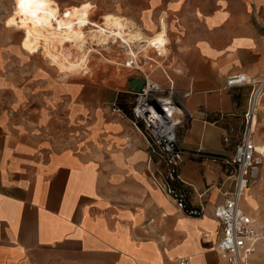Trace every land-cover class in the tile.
Wrapping results in <instances>:
<instances>
[{"label": "crops", "instance_id": "crops-1", "mask_svg": "<svg viewBox=\"0 0 264 264\" xmlns=\"http://www.w3.org/2000/svg\"><path fill=\"white\" fill-rule=\"evenodd\" d=\"M119 1L120 14L146 35L166 23L167 65L151 77L192 117L178 129L180 145L203 154L178 170L201 216L181 214L153 177L141 126L114 106L132 93L78 90L52 68L24 61L0 24V264L219 261L212 213L233 188L226 162L251 93V85L226 80L264 77V0ZM258 105L253 139L264 144V93ZM256 180L240 208L264 227L253 214ZM248 261L264 264L260 246Z\"/></svg>", "mask_w": 264, "mask_h": 264}, {"label": "built area", "instance_id": "built-area-1", "mask_svg": "<svg viewBox=\"0 0 264 264\" xmlns=\"http://www.w3.org/2000/svg\"><path fill=\"white\" fill-rule=\"evenodd\" d=\"M126 66L139 69L132 55L128 57ZM143 77L144 84L134 94L130 108L131 123L135 127L141 124L147 154L154 168L153 177L160 181L165 195L184 216L199 217L201 208L188 204V185L181 180L178 170L186 158H199L203 154L183 149L180 145L178 129L184 128L192 117L184 107L174 102L175 92L172 89L163 91L156 82ZM244 84L251 85V93L242 116L240 139L226 162L233 168V188L212 213L221 230L216 243L217 264H248L258 246L264 251V227L255 225L254 219L240 208L241 197L251 182L257 179L264 158V144H256L253 139L258 104L264 93V77L256 80L244 74L229 76L226 80L227 87ZM223 142H228L227 137L223 138ZM175 264L188 262L179 258Z\"/></svg>", "mask_w": 264, "mask_h": 264}, {"label": "rangeland", "instance_id": "rangeland-1", "mask_svg": "<svg viewBox=\"0 0 264 264\" xmlns=\"http://www.w3.org/2000/svg\"><path fill=\"white\" fill-rule=\"evenodd\" d=\"M43 1L46 0H0V24L2 27H7L8 33L17 39V43H20L19 48L25 54L24 61L27 60L28 62L29 60L31 64L34 63L47 66L48 68H52V70H54V72L58 74V70H56L54 66H51L49 61L45 57H43V55L28 54L22 44L24 28L23 25H21L20 23L21 15L27 10L28 6L32 4H40ZM50 1L55 3L61 10H65L66 8H72L75 9L81 16L86 14L89 21L93 23H100L101 18L105 15H113L117 18L128 19L126 16L120 14L122 4L119 0ZM133 24L134 26L130 25L127 29L130 30L129 32L131 33L136 32L137 29H139V26L135 22H133ZM159 27H161L160 24ZM90 28L97 30V27L90 25L87 28L86 33L90 32ZM166 43L167 38L164 40V43L154 44L152 47L149 48L144 46L143 43H137L135 45L126 42L124 43L122 39L117 40L116 43H111L105 46V48H100L96 46L95 43H89L83 47V51L90 50L88 52V58L86 60L85 68L83 67V70H78L70 75H63L59 73V78L64 80H73L76 83L78 90L89 87L97 89L99 87H102V89L107 87L111 92H116L120 90L129 91L127 86L130 81L134 79L135 73H138L143 79L144 75L145 77H148V79L151 81L153 80L151 75L154 72L155 67H157L160 63L163 64L161 65V67H166L167 62L164 63L162 61L163 57H165L166 55L164 54V52H168L166 48ZM127 45L129 46V49ZM69 49L70 51H72L70 52V54L75 57L77 55L76 49L71 47H69ZM129 50H131L132 52L129 53ZM75 51L76 53H74ZM131 55L135 57V62L138 63L139 69H133L126 66V61ZM141 65L143 66L141 67ZM157 84L162 89L161 85L159 83ZM134 94L136 93H132L130 99L127 101L130 102V104H127L128 107L131 106L133 103ZM261 107L262 105L260 104L259 111L261 110ZM260 167H262L260 171L261 176L264 174V158L262 159ZM259 184L261 183L259 179H257L254 184H252V187L256 188ZM258 188H256L258 190H254V198L257 201V210H255L253 214H256V217L259 219V221L264 223V184L261 187L259 186Z\"/></svg>", "mask_w": 264, "mask_h": 264}, {"label": "bare ground", "instance_id": "bare-ground-1", "mask_svg": "<svg viewBox=\"0 0 264 264\" xmlns=\"http://www.w3.org/2000/svg\"><path fill=\"white\" fill-rule=\"evenodd\" d=\"M101 22L93 23L86 14L81 16L72 8L61 10L55 3L46 0L28 6L22 13L20 20L24 28L22 44L28 54L43 55L58 73L70 75L85 68L90 51H83L86 44L95 43L96 46L105 48L122 39L124 43L132 45L143 43L149 48L154 44L164 43L166 38L164 20L160 22V29L150 36L141 33L140 29L133 33L129 32L127 29L134 24L125 18L105 15ZM90 25L97 27V30L90 28V32L86 33ZM69 47L76 49L75 57L70 54L72 51ZM131 52L129 50V53Z\"/></svg>", "mask_w": 264, "mask_h": 264}, {"label": "trees", "instance_id": "trees-1", "mask_svg": "<svg viewBox=\"0 0 264 264\" xmlns=\"http://www.w3.org/2000/svg\"><path fill=\"white\" fill-rule=\"evenodd\" d=\"M125 94H119L114 102V106L117 109H120L124 114L129 115L131 118V106H127V103L124 101L125 98ZM130 97V96H129ZM130 99V98H129ZM126 101H128V99H126ZM139 126H141V124H138Z\"/></svg>", "mask_w": 264, "mask_h": 264}, {"label": "water", "instance_id": "water-1", "mask_svg": "<svg viewBox=\"0 0 264 264\" xmlns=\"http://www.w3.org/2000/svg\"><path fill=\"white\" fill-rule=\"evenodd\" d=\"M143 84H144L143 78L138 73H135L134 79L130 81L127 88L130 92L136 93L141 89Z\"/></svg>", "mask_w": 264, "mask_h": 264}]
</instances>
